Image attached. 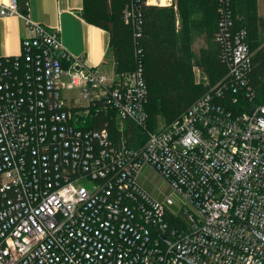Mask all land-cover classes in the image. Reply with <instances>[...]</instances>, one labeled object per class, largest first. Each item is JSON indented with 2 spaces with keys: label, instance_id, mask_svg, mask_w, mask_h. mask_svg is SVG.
I'll return each instance as SVG.
<instances>
[{
  "label": "built area",
  "instance_id": "1",
  "mask_svg": "<svg viewBox=\"0 0 264 264\" xmlns=\"http://www.w3.org/2000/svg\"><path fill=\"white\" fill-rule=\"evenodd\" d=\"M219 11L226 73L152 127L141 66H90L17 0L1 8L32 34L0 57V264H264L247 226L264 233V95L246 30Z\"/></svg>",
  "mask_w": 264,
  "mask_h": 264
},
{
  "label": "trees",
  "instance_id": "2",
  "mask_svg": "<svg viewBox=\"0 0 264 264\" xmlns=\"http://www.w3.org/2000/svg\"><path fill=\"white\" fill-rule=\"evenodd\" d=\"M174 5L148 4L147 0H83L79 11L87 22L109 33L106 58L112 60L116 73L143 68L151 126L179 117L226 73L216 40L221 6L230 11L234 29L247 32L254 59L252 80L264 95V18L256 14V0H175ZM200 37L205 44L197 53L194 42ZM194 65L211 83L195 80Z\"/></svg>",
  "mask_w": 264,
  "mask_h": 264
},
{
  "label": "crops",
  "instance_id": "3",
  "mask_svg": "<svg viewBox=\"0 0 264 264\" xmlns=\"http://www.w3.org/2000/svg\"><path fill=\"white\" fill-rule=\"evenodd\" d=\"M11 0H0V11ZM21 15L60 33L64 49L73 56H83L90 66L112 70V60L106 58L109 33L81 17L83 0H17ZM32 31L24 17L0 15V57L19 55L22 41Z\"/></svg>",
  "mask_w": 264,
  "mask_h": 264
},
{
  "label": "rangeland",
  "instance_id": "4",
  "mask_svg": "<svg viewBox=\"0 0 264 264\" xmlns=\"http://www.w3.org/2000/svg\"><path fill=\"white\" fill-rule=\"evenodd\" d=\"M152 3L151 4H155V5H159V6H168V7H172L175 4V0H166L164 4L161 3V0H151ZM175 7V5H174ZM256 14L259 15L260 17L264 18V0H256ZM176 9V7H175ZM176 27L179 28L180 27V22L179 19H177L176 21ZM264 35V32H262V36ZM204 39L202 37H200L199 39L195 40L194 42V50L198 53V50L200 49V47H202L204 45ZM193 70L195 73V80L198 83H203L204 85H208L209 83V79L208 77L203 74L200 70V68L197 65L193 66ZM62 79L64 81H67L69 79L68 76H63ZM219 80H217L215 83H213L212 85L216 84ZM210 85V86H212ZM66 93V90H64V94ZM163 124L166 122H159L158 124ZM157 126V125H155ZM145 175L147 176H143L141 175L140 177V181L151 191L154 192L156 186L160 185L162 183V179L160 178V176L154 172L152 169L150 168H146L144 170Z\"/></svg>",
  "mask_w": 264,
  "mask_h": 264
},
{
  "label": "water",
  "instance_id": "5",
  "mask_svg": "<svg viewBox=\"0 0 264 264\" xmlns=\"http://www.w3.org/2000/svg\"><path fill=\"white\" fill-rule=\"evenodd\" d=\"M57 54H60V51H58ZM256 116L264 120V117H261V116H258V115H256ZM245 224H246V223H245ZM246 225H247V224H246ZM247 226L250 227V228H251L256 234H258L259 236L264 237V233H261V232L257 231L256 229L252 228V227L249 226V225H247ZM190 261H191L192 263H194V264H199V263H197V262H195V261H193V260H191V259H190Z\"/></svg>",
  "mask_w": 264,
  "mask_h": 264
},
{
  "label": "bare ground",
  "instance_id": "6",
  "mask_svg": "<svg viewBox=\"0 0 264 264\" xmlns=\"http://www.w3.org/2000/svg\"><path fill=\"white\" fill-rule=\"evenodd\" d=\"M165 1H166V0H161V3L164 4V3H166Z\"/></svg>",
  "mask_w": 264,
  "mask_h": 264
}]
</instances>
